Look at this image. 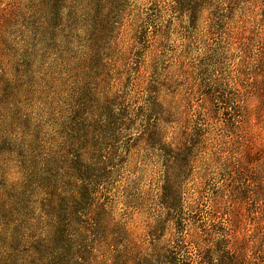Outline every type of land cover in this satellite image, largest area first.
I'll use <instances>...</instances> for the list:
<instances>
[{
	"label": "rangeland",
	"instance_id": "1",
	"mask_svg": "<svg viewBox=\"0 0 264 264\" xmlns=\"http://www.w3.org/2000/svg\"><path fill=\"white\" fill-rule=\"evenodd\" d=\"M187 2L0 0V264H264V0Z\"/></svg>",
	"mask_w": 264,
	"mask_h": 264
},
{
	"label": "trees",
	"instance_id": "2",
	"mask_svg": "<svg viewBox=\"0 0 264 264\" xmlns=\"http://www.w3.org/2000/svg\"><path fill=\"white\" fill-rule=\"evenodd\" d=\"M167 1L169 3L168 6L175 11H179V9L182 8L185 11L196 10L193 3L187 2V0ZM165 185H168V179L166 180V184H164L162 187L163 191L161 193V198L166 197V194H163L164 189L167 188ZM80 189L81 187H78V191ZM180 225V218L174 216L171 226L173 231L170 235H168V244L165 246H160L163 245L162 243L165 241V237H163V235H159V233L162 231L163 222L155 221V223L148 225L144 236L146 238L148 237L147 244L149 251L143 255L142 259L139 260L137 264H186L179 259V254L181 255V253H179L181 250V240L179 237L182 236V234H180L182 233V230H180ZM223 238L224 239L214 241V243L207 244L206 247H203L202 251H198V260L202 264H251V261L248 260L247 257L245 258V255L240 254L239 257L236 256L234 252H232L227 247V245L224 244L226 237ZM226 240L228 239L226 238ZM216 243H218V245H216ZM175 250L178 251L176 252Z\"/></svg>",
	"mask_w": 264,
	"mask_h": 264
}]
</instances>
